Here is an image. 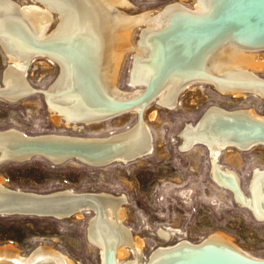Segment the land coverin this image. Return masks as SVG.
<instances>
[{
    "label": "bare ground",
    "instance_id": "1",
    "mask_svg": "<svg viewBox=\"0 0 264 264\" xmlns=\"http://www.w3.org/2000/svg\"><path fill=\"white\" fill-rule=\"evenodd\" d=\"M133 9L138 8L130 0H0V47L8 59L0 99L18 103L42 94L54 123L79 134L86 126L126 114L137 118L131 127L107 136L2 130L0 164L36 157L59 165L78 160L95 165L91 167L129 164L154 152V135L144 118L149 103L175 110L187 90L204 85L234 98L255 95L264 100V78L258 73L264 71V59L257 54L264 51V0H175L130 13ZM136 29L139 40L133 43ZM130 51L132 89L126 90L118 77ZM52 64L58 69L52 84L45 89L33 85L30 67L53 71ZM208 127L214 131L208 133ZM179 133L183 151L206 145L213 180L264 222V169L253 168L245 193L240 176L219 164L225 150L264 148V115L253 108L211 106ZM37 140L58 149L21 147ZM74 155L76 159H68ZM125 205L124 195L26 191L7 186L0 177V216L29 212L27 208L38 218L44 212L34 209L54 210L56 220L92 214L87 233L100 250V264H264V258L253 256L224 233L200 242L171 243L178 233L173 227L157 231L158 247L145 260L143 241L124 223ZM0 264L76 263L42 245L28 254L1 246Z\"/></svg>",
    "mask_w": 264,
    "mask_h": 264
},
{
    "label": "rangeland",
    "instance_id": "2",
    "mask_svg": "<svg viewBox=\"0 0 264 264\" xmlns=\"http://www.w3.org/2000/svg\"><path fill=\"white\" fill-rule=\"evenodd\" d=\"M130 1L138 9L129 12L137 13L175 0ZM56 24L55 19L51 27ZM138 40L139 29H136L132 42ZM257 54L259 59H264V51ZM133 57V51L125 55L118 77L119 86L126 90L132 89L128 79ZM7 63L0 47V81ZM52 65L53 71L42 66L30 67L29 78L33 85L45 89L52 84L58 74L57 67ZM258 73L264 78V71ZM10 103L0 99V131L16 128L29 135L107 136L123 131L137 121L135 116L126 114L107 123L86 126L79 134L54 123L42 94ZM211 106L229 110L253 108L264 115V100L258 96L234 98L221 94L210 85L197 86L184 93L175 110L154 103L148 105L144 118L154 135L155 148L146 158L129 164L90 167L76 161L55 165L36 157L22 163L0 164V177L7 186L26 191L49 193L72 189L124 195V223L135 238L143 241L145 260L158 247L157 231L165 227L178 230L171 243L181 240L200 242L210 234L224 233L253 256L264 258V222L240 207L233 193L213 180L208 149L199 145L189 151L181 150L179 132L186 123H195ZM219 164L240 176L242 188L247 193L253 168L264 169V148L249 152L225 150L219 157ZM91 216L86 214L67 220L0 216V247L12 246L28 254L44 245L69 256L76 264H100V250L89 240L87 233Z\"/></svg>",
    "mask_w": 264,
    "mask_h": 264
},
{
    "label": "water",
    "instance_id": "3",
    "mask_svg": "<svg viewBox=\"0 0 264 264\" xmlns=\"http://www.w3.org/2000/svg\"><path fill=\"white\" fill-rule=\"evenodd\" d=\"M246 9H249V8H246ZM249 10H251V9H249ZM188 12V11H187ZM237 14V13H236ZM238 15H240V14H238ZM242 15V14H241ZM235 17H237V15L235 16ZM229 21V20H228ZM260 50H264V49H260ZM150 104V103H149ZM148 104V105H149ZM147 105V106H148ZM219 115H221L223 118H225L227 121H229V119H228V115H225V114H219ZM230 121H232V120H230ZM242 121L243 122H246L247 120L243 117V119H242ZM237 129V128H236ZM206 131L208 132V133H210V132H212V131H214V130H211V127L209 128H207L206 129ZM24 143V142H23ZM51 144V143H50ZM200 145H202V146H204V147H206V145L205 144H200ZM21 147H23L24 148V150H25V148H34V147H36V148H39V149H41V150H44L45 151V149L46 150H50V151H52V149H53V151H55V149H58L57 147V145L55 144V145H53V148L50 146V145H48V142L47 141H40V140H37V141H30V142H27V141H25V143L21 146ZM75 156L76 155H74V156H72V157H70V158H68V159H72V158H75ZM76 159V158H75ZM32 160V159H31ZM133 160H129V162H132ZM76 162H79V163H81V164H84V165H87V166H95V165H92V164H89L88 162H83V161H80V160H78V161H76ZM53 164V163H52ZM63 164V163H62ZM55 165H59V164H55ZM107 166H110V165H107ZM49 201H51V200H49ZM88 201V199H86L85 200V202H87ZM95 203V202H94ZM23 206V205H22ZM22 208V207H21ZM24 208H26V207H24ZM9 209H12L13 210V207H9ZM28 210H29V212H24V211H12V212H8V215L6 216V217H11V216H18V215H23V216H30V215H36V214H30V213H33V208H27ZM21 210H24V209H21ZM35 211H40V212H44V213H42V214H44V215H42V216H39V217H41V218H55V211L54 210H50V211H48V210H41V209H34ZM47 212H53V213H47ZM75 213L74 212H71V215L73 216ZM38 216V215H37ZM2 217H5V216H2ZM66 217V216H65ZM58 220H63V219H60V218H58ZM66 220V219H65Z\"/></svg>",
    "mask_w": 264,
    "mask_h": 264
}]
</instances>
